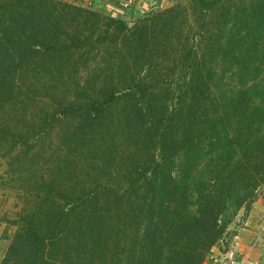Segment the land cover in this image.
<instances>
[{
    "label": "trees",
    "instance_id": "obj_1",
    "mask_svg": "<svg viewBox=\"0 0 264 264\" xmlns=\"http://www.w3.org/2000/svg\"><path fill=\"white\" fill-rule=\"evenodd\" d=\"M177 15L0 0V151L26 202L0 264H204L257 199L264 0L191 30L174 65Z\"/></svg>",
    "mask_w": 264,
    "mask_h": 264
},
{
    "label": "rangeland",
    "instance_id": "obj_2",
    "mask_svg": "<svg viewBox=\"0 0 264 264\" xmlns=\"http://www.w3.org/2000/svg\"><path fill=\"white\" fill-rule=\"evenodd\" d=\"M71 3H75L76 0H65ZM214 1V0H209ZM234 0H223L221 7L229 6ZM148 3L147 9L152 10L145 12L140 11H133L124 9L120 12L114 13L111 9H107L105 7H101L99 9H95L104 15H115L120 17L128 22L130 26L137 23L142 18H150L149 24H156L159 25L163 21V17H160L161 14H169L173 12H178L177 19L183 25L180 28H174L167 36L173 39L174 50L176 53L174 54L177 58H174L171 55V63L178 65L180 64L181 54L184 53L185 46H190L192 40L187 41V36L189 35L190 31H199V26H204L205 34L208 33L211 35L212 29L215 27L213 21L221 15L223 9L219 10H211L207 11L206 6L199 3L198 0H157V1H147ZM76 4V3H75ZM79 5V4H78ZM208 7L211 8L209 3L207 4ZM132 9V8H129ZM209 9V8H208ZM207 12L210 13L208 18ZM214 13V14H213ZM204 20L208 22V24H204ZM203 29V28H202ZM215 31V28L213 29ZM160 34V33H159ZM155 32V36L158 41H160V35ZM162 36V35H161ZM198 37V36H197ZM170 53V52H168ZM176 59V60H175ZM7 169H8V159L4 158L1 155L0 151V263L6 253L8 245L13 238L17 226L12 221L17 218V213L22 210L24 205L26 204L25 200L22 198L20 193L22 190H17L16 188L12 187L15 182H6L7 177ZM21 173H28L27 171H23ZM32 173H38L33 171ZM21 181V179H19ZM241 211V210H240ZM239 211V212H240ZM239 214V213H238ZM238 215L236 216L233 223L229 226L227 233L233 234L234 229L233 226L237 222ZM229 235V234H228ZM226 236L227 239L230 237ZM225 237V239H226ZM224 239V240H225Z\"/></svg>",
    "mask_w": 264,
    "mask_h": 264
},
{
    "label": "crops",
    "instance_id": "obj_3",
    "mask_svg": "<svg viewBox=\"0 0 264 264\" xmlns=\"http://www.w3.org/2000/svg\"><path fill=\"white\" fill-rule=\"evenodd\" d=\"M126 1L76 0L75 3L94 9L105 7L117 13L120 12L117 10V5ZM146 2L144 5H148ZM134 8L136 7L127 8V10H134ZM233 229L234 232L229 233L231 236L228 239L226 237L213 248L204 264H229V259H236L237 264H264V186L251 206L248 209H241Z\"/></svg>",
    "mask_w": 264,
    "mask_h": 264
},
{
    "label": "built area",
    "instance_id": "obj_4",
    "mask_svg": "<svg viewBox=\"0 0 264 264\" xmlns=\"http://www.w3.org/2000/svg\"><path fill=\"white\" fill-rule=\"evenodd\" d=\"M147 1V0H146ZM145 0H127L125 3H124V8L125 9H129V8H132L133 6L139 8L141 7L144 2H146ZM228 263L229 264H237V260L236 259H229L228 260Z\"/></svg>",
    "mask_w": 264,
    "mask_h": 264
}]
</instances>
